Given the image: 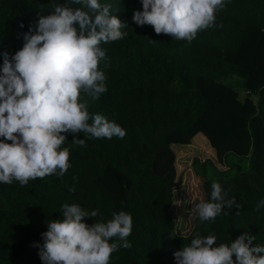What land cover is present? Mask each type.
I'll return each instance as SVG.
<instances>
[{
	"label": "trees",
	"instance_id": "trees-1",
	"mask_svg": "<svg viewBox=\"0 0 264 264\" xmlns=\"http://www.w3.org/2000/svg\"><path fill=\"white\" fill-rule=\"evenodd\" d=\"M100 2L127 24L122 29L127 35L101 45L108 58L107 67L100 65L107 91L99 99L83 94L81 99L91 114L117 123L126 135L90 139L78 133L86 143L81 148L67 134L63 146L71 167L62 178L30 180L25 186L0 183V264H43L41 234L48 221L61 217L64 203L98 209L97 217L85 218L88 224L106 222L113 212L131 215V247L114 252L110 264H176L173 252L197 234L215 235L218 246L248 232L255 236L253 245L264 247V207L256 208L264 199V0H226L216 13L222 27L200 32L191 44L136 25L132 16L143 10L141 0ZM65 3L0 0V53L14 55L24 34L30 29L34 34L39 17ZM233 76L244 79L247 99L223 81ZM199 135L225 167L194 160L206 202L215 181L240 207H225L214 221L201 222L196 214L191 232L178 235L175 147L189 146ZM241 158L248 159L247 169L237 163ZM72 186L75 191L69 192Z\"/></svg>",
	"mask_w": 264,
	"mask_h": 264
},
{
	"label": "clouds",
	"instance_id": "clouds-1",
	"mask_svg": "<svg viewBox=\"0 0 264 264\" xmlns=\"http://www.w3.org/2000/svg\"><path fill=\"white\" fill-rule=\"evenodd\" d=\"M226 0H141L142 11H134L138 26L149 25L157 35L170 36L191 44L198 34L216 24V13ZM72 5H80L73 7ZM23 27V25H21ZM127 24L100 0H66L49 15L39 17L33 34L23 36L24 44L14 55L0 53V183L62 178L70 164V151L64 147L67 134L72 143L86 147L83 133L92 138L123 139L126 131L100 114H91L81 97L99 99L107 91L106 50L101 46L124 38ZM91 121V123H89ZM75 179V177H73ZM74 192L75 187H69ZM215 181L211 202L195 204L201 222L214 221L222 210L233 205ZM264 207V199L257 210ZM99 210L88 212L78 203H64L61 217L47 222L41 236L39 257L43 264H110L119 248H130L132 217L113 212L106 222L92 224ZM239 214L238 212L236 213ZM216 236L197 234L190 244L174 251L176 264H264V247L253 245L254 235L244 232L230 244L216 245Z\"/></svg>",
	"mask_w": 264,
	"mask_h": 264
},
{
	"label": "rangeland",
	"instance_id": "rangeland-1",
	"mask_svg": "<svg viewBox=\"0 0 264 264\" xmlns=\"http://www.w3.org/2000/svg\"><path fill=\"white\" fill-rule=\"evenodd\" d=\"M225 80L223 78L224 82L230 84L239 92L240 99H247L248 95L244 89V79L242 77L233 76ZM252 99L256 100L257 97L252 95ZM201 136L199 135L195 139V142L189 146L175 147L179 185L175 191L176 201L173 207V218L176 223L175 233L178 235H187L191 232L197 214L195 204L206 201V195L203 189L204 179L196 173L194 160L197 158L201 161L210 159L219 168L225 169V167L218 163L214 151L206 144L205 137ZM237 163L241 164L244 169L248 167L247 158L237 159Z\"/></svg>",
	"mask_w": 264,
	"mask_h": 264
}]
</instances>
